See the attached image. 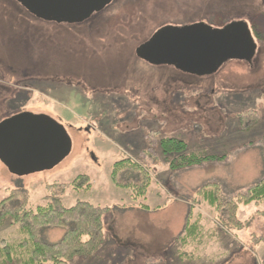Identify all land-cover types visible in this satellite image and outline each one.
Wrapping results in <instances>:
<instances>
[{
	"label": "rangeland",
	"instance_id": "obj_1",
	"mask_svg": "<svg viewBox=\"0 0 264 264\" xmlns=\"http://www.w3.org/2000/svg\"><path fill=\"white\" fill-rule=\"evenodd\" d=\"M236 20L249 23L258 43L252 64L232 60L199 76L137 56L165 25L222 27ZM21 113L63 124L73 150L56 168L25 177L0 160V201L20 190L28 209L56 199L67 207L88 201L107 209L105 242L88 262L264 264V203L240 207V220H253L244 230L217 220L201 199L191 206L205 184L219 183L231 197L264 176V0H114L76 25L45 22L15 0H0V123ZM165 138L183 140L188 153L226 159L180 170L166 182L176 172L166 160L173 156L163 153ZM127 159L152 176L144 199L112 179L114 164ZM81 175L91 180L88 190L73 185ZM119 180L136 182L129 174ZM192 210L214 238L181 260L176 238ZM18 230L7 220L0 246L20 240ZM64 233L49 230L44 239L57 243Z\"/></svg>",
	"mask_w": 264,
	"mask_h": 264
},
{
	"label": "trees",
	"instance_id": "obj_2",
	"mask_svg": "<svg viewBox=\"0 0 264 264\" xmlns=\"http://www.w3.org/2000/svg\"><path fill=\"white\" fill-rule=\"evenodd\" d=\"M261 142L264 156V135ZM161 145L164 154L173 156L166 158L173 172L226 159V156L188 153L186 142L176 138L162 139ZM128 174L136 182L129 181L125 184L120 182L119 177ZM112 179L117 186L132 189L135 199H144L152 183L149 170L132 159L115 163ZM73 185L88 190L91 180L89 176L81 175ZM19 193L20 190L14 191L0 201V227L10 219L13 225L18 226L21 238L15 242L6 240L1 242L0 264H69L77 258L92 256L103 246L107 209L88 201H79L67 207L60 199L36 209H28L27 200L20 203ZM200 199L220 215L217 220L223 219L226 224L238 230L247 229L252 225L253 220H240L238 212L241 206L264 203V176L246 192L231 197L224 195L221 184H205L197 190L196 196L192 199L194 205L191 206L194 207ZM143 208L150 210L148 206ZM221 213H225L226 218L221 217ZM207 228L203 216L199 215L196 218L193 210L189 212L185 228L176 238V243L179 245L178 256L181 260L194 258L193 253H198L200 246L214 238V233ZM53 229L65 231L62 239L57 243H50L44 239L45 233ZM260 240L264 241V238ZM188 249L190 253L187 252Z\"/></svg>",
	"mask_w": 264,
	"mask_h": 264
},
{
	"label": "water",
	"instance_id": "obj_3",
	"mask_svg": "<svg viewBox=\"0 0 264 264\" xmlns=\"http://www.w3.org/2000/svg\"><path fill=\"white\" fill-rule=\"evenodd\" d=\"M15 1L39 20L76 25L104 11L114 0ZM257 51L249 23L238 20L223 28L204 23L162 27L138 49L137 56L151 65L208 76L232 60L252 64ZM72 150L73 141L66 127L48 115L21 113L0 123V160L14 176L52 170Z\"/></svg>",
	"mask_w": 264,
	"mask_h": 264
},
{
	"label": "crops",
	"instance_id": "obj_4",
	"mask_svg": "<svg viewBox=\"0 0 264 264\" xmlns=\"http://www.w3.org/2000/svg\"><path fill=\"white\" fill-rule=\"evenodd\" d=\"M181 172H184V171H181ZM181 172H176V175H172L173 173H171V174H169L168 176H167V178H166V182L169 180V179H173V178H175V177H177V175H180V173ZM171 177H173V178H171ZM170 184V183H169ZM170 187H172L171 185H170ZM169 186L167 187L169 190H172V189H174V188H170ZM163 206V205H162ZM141 208V207H140ZM164 208V207H163ZM143 210H147V209H144V208H142ZM162 210V209H161ZM164 210H165V208H164ZM105 226H107V225H105ZM104 226V229L105 228H107L108 229V227H105ZM105 231V230H104ZM94 256L92 255V257L90 256V257H87V258H77V259H75L74 261H72L71 263H69V264H92L91 262H88V259H92ZM83 259V260H82ZM94 264V263H93Z\"/></svg>",
	"mask_w": 264,
	"mask_h": 264
},
{
	"label": "flooded vegetation",
	"instance_id": "obj_5",
	"mask_svg": "<svg viewBox=\"0 0 264 264\" xmlns=\"http://www.w3.org/2000/svg\"><path fill=\"white\" fill-rule=\"evenodd\" d=\"M236 21H238V20H236ZM231 22H234V21H231ZM231 22H229V23H227L226 25H224V26H222V27H215V26H213V25H211V24H209V23H207V22H204V21H198V22H193V23H187V24H184V25H182V26H189V25H193V24H196V23H204V24H207V25H209V26H211V27H213V28H223V27H225V26H227L228 24H230ZM247 22V21H246ZM165 26H168V25H165ZM165 26H163V27H165ZM173 26H181V25H173ZM181 26V27H182ZM162 28V27H161ZM160 28V29H161ZM159 30V29H158ZM157 30V31H158ZM156 31V32H157ZM155 32V33H156Z\"/></svg>",
	"mask_w": 264,
	"mask_h": 264
}]
</instances>
